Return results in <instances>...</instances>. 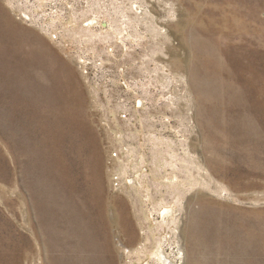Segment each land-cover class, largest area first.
Masks as SVG:
<instances>
[{"label":"rangeland","instance_id":"obj_1","mask_svg":"<svg viewBox=\"0 0 264 264\" xmlns=\"http://www.w3.org/2000/svg\"><path fill=\"white\" fill-rule=\"evenodd\" d=\"M2 14L76 88L45 82L67 96L59 115L0 75V264H156L158 246L177 264H264V0Z\"/></svg>","mask_w":264,"mask_h":264},{"label":"bare ground","instance_id":"obj_2","mask_svg":"<svg viewBox=\"0 0 264 264\" xmlns=\"http://www.w3.org/2000/svg\"><path fill=\"white\" fill-rule=\"evenodd\" d=\"M10 20L5 14L0 15V75L2 77L3 74L10 75L12 77H21L26 80L27 84L30 85V88L34 90V93L41 94L44 90V98H47L48 101H57L60 102V106L58 107L61 111V114H68L71 109L65 106V100L67 96L61 94L58 96L56 94V88L53 85L48 86L45 82L47 80H52L60 78V73H63L66 76V82H68L71 87L76 88V84H73L71 80L70 71L68 68L63 67L61 63H57L56 67H53L50 61L53 59L47 55V51H45L42 46L37 47L36 49H31L30 53L22 54L24 46L27 41H30L32 35L27 34L26 32H22L17 29L15 24L10 23ZM11 21V20H10ZM12 22V21H11ZM91 22L87 24L88 27L91 28ZM162 29L165 31V28L162 26ZM169 35V33H167ZM38 40V39H37ZM38 42H40L38 40ZM41 43V42H40ZM46 53V55H45ZM45 57H44V56ZM51 58V59H49ZM53 62L56 61L52 60ZM45 67L44 73H42V68ZM36 70V71H34ZM42 75V76H41ZM41 76V77H40ZM15 80V79H14ZM32 90V91H33ZM43 98V99H44ZM39 103L43 106L46 105V102ZM52 105V104H50ZM49 105V106H50ZM54 106V105H52ZM47 108L42 111H46ZM160 210V209H159ZM159 215H163L164 220H166L170 215H174L170 208L162 207ZM174 211V210H173ZM172 217V216H170ZM162 223H159L161 226ZM179 234V233H177ZM178 252L180 249L182 251V247H177ZM155 262H160L161 264H177L174 259H171L170 256H159L157 252H155ZM182 259L183 257H179Z\"/></svg>","mask_w":264,"mask_h":264},{"label":"flooded vegetation","instance_id":"obj_3","mask_svg":"<svg viewBox=\"0 0 264 264\" xmlns=\"http://www.w3.org/2000/svg\"><path fill=\"white\" fill-rule=\"evenodd\" d=\"M155 252H157V253L159 254V256H168V257H169V255L165 253V250L163 249L162 246H158L157 250L154 251L153 256H155ZM170 258H171V257H170ZM156 259H157V258H156ZM174 261H175V260H174ZM156 264H161V262H160V257H159V262L157 261Z\"/></svg>","mask_w":264,"mask_h":264}]
</instances>
